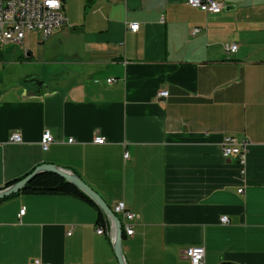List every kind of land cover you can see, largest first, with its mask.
<instances>
[{
	"label": "crops",
	"instance_id": "1",
	"mask_svg": "<svg viewBox=\"0 0 264 264\" xmlns=\"http://www.w3.org/2000/svg\"><path fill=\"white\" fill-rule=\"evenodd\" d=\"M219 1L207 14L185 0H87L84 20L68 25L64 0L66 22L50 35L64 57L37 59L31 32L12 63L23 75L1 81L0 189L55 164L112 212L122 201L136 214L121 240L126 264H190L196 245L203 264H264V0ZM45 130L55 141L43 151ZM225 135L249 140L243 168L221 155ZM98 213L70 194L1 202L0 264H119L114 223Z\"/></svg>",
	"mask_w": 264,
	"mask_h": 264
},
{
	"label": "built area",
	"instance_id": "2",
	"mask_svg": "<svg viewBox=\"0 0 264 264\" xmlns=\"http://www.w3.org/2000/svg\"><path fill=\"white\" fill-rule=\"evenodd\" d=\"M185 3L192 8H197L207 14L220 13L224 5L219 0H185ZM66 22L64 14V0H0V47L6 44L19 45L22 48L25 37L32 31H39L43 38L50 36L57 28ZM163 22V19H161ZM128 29L131 31H138L140 25L138 22L128 24ZM200 28H194L193 33H196ZM24 52L26 49L22 48ZM226 53H234L237 50V45L229 43L224 45ZM113 79H108V82ZM159 97H167L168 90L162 89L158 91ZM74 139L69 138L72 142ZM10 142L19 143L21 136L15 132L10 135ZM54 138L49 130H45L41 135L40 145L43 151H46L54 142ZM95 144H104L105 138L103 136H95L93 139ZM247 138H238L233 135L223 136L219 143L220 153L223 157L235 156L238 164L243 168L246 162L247 148L249 145ZM123 158L127 160L129 153L125 151ZM241 193L243 190H237ZM24 209H21L19 214H23ZM113 213L122 216L121 230L122 234L127 236L133 235V222L136 214L127 209L124 202H118L113 207ZM222 223H227L228 218L223 216L220 218ZM98 234H102L104 229L98 227L96 229ZM205 250L203 246H190L185 251L190 264H203ZM31 264H51L36 258Z\"/></svg>",
	"mask_w": 264,
	"mask_h": 264
},
{
	"label": "rangeland",
	"instance_id": "3",
	"mask_svg": "<svg viewBox=\"0 0 264 264\" xmlns=\"http://www.w3.org/2000/svg\"><path fill=\"white\" fill-rule=\"evenodd\" d=\"M86 1L87 0H65L71 20V22H67L68 25L73 24L72 19L77 18L78 21H80V19L84 20V17L86 16L85 13L87 11H90L91 9V7L86 4ZM37 32L38 31H32L30 36L33 39L32 42L35 43V45L32 43L33 49L40 53L39 56L36 57L37 59L49 62V60L64 57V49L62 41L59 40V34H53L49 38H46L44 41H40L37 36ZM20 47L21 46L15 44H6L0 47V53H2V59L0 58V86H2L1 81L5 78L14 81L16 79H19L23 75L22 72L17 70V68L12 65V63L16 62L18 55H20L21 52H24ZM45 65L46 66H43V68L46 70L50 67L54 68L53 64L49 63L48 65V63H46ZM35 66L41 67L42 65ZM22 79H24V77H22Z\"/></svg>",
	"mask_w": 264,
	"mask_h": 264
},
{
	"label": "water",
	"instance_id": "4",
	"mask_svg": "<svg viewBox=\"0 0 264 264\" xmlns=\"http://www.w3.org/2000/svg\"><path fill=\"white\" fill-rule=\"evenodd\" d=\"M31 80H29L30 82ZM42 172H49L56 174L63 178L65 181L69 182L77 189L86 194L94 203L106 214L108 215L113 223H114V253L118 260L119 264H126L123 258L122 250H121V240L123 237L121 230V221L120 219L112 212V210L107 206L101 196L84 180H82L77 174L57 166L51 163H43L36 166L31 172L25 175L23 178L16 180L15 182L9 184L8 186L0 189V199L4 197H8L10 195L18 193L22 190L25 185L37 174Z\"/></svg>",
	"mask_w": 264,
	"mask_h": 264
},
{
	"label": "trees",
	"instance_id": "5",
	"mask_svg": "<svg viewBox=\"0 0 264 264\" xmlns=\"http://www.w3.org/2000/svg\"><path fill=\"white\" fill-rule=\"evenodd\" d=\"M1 58V56H0ZM264 62V60H263ZM24 177V176H23ZM22 177V178H23ZM21 179V178H19ZM17 179V180H19ZM16 180L12 182L6 183L4 187L8 186L9 184L15 182ZM20 193H30V194H70L82 199H85L86 201L90 202L93 204L97 210H98V219L102 220L103 213L102 211L96 206L94 201H92L86 194H84L82 191L77 189L75 186L70 184L69 182L65 181L63 178L60 176L49 173V172H42L37 174L35 177H33L26 185L25 187L20 190L18 193L10 195L8 197H4L0 199V203L10 199L17 194ZM220 264H237L233 262H221Z\"/></svg>",
	"mask_w": 264,
	"mask_h": 264
}]
</instances>
